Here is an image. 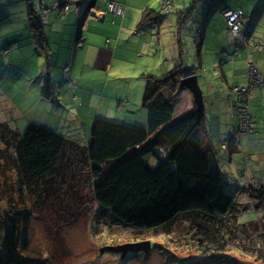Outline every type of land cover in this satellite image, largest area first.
Here are the masks:
<instances>
[{
    "label": "rangeland",
    "instance_id": "rangeland-1",
    "mask_svg": "<svg viewBox=\"0 0 264 264\" xmlns=\"http://www.w3.org/2000/svg\"><path fill=\"white\" fill-rule=\"evenodd\" d=\"M61 1L62 0H48V3L45 4V0H27L28 11L27 9L24 12L21 11L24 17L23 21L27 19L26 21L28 22L29 17H34L35 20V17L39 14L43 16L57 14L52 7L55 2L56 5L60 6ZM90 1L91 0L87 3L89 4ZM149 1L153 3L151 7H148L149 10L160 13L162 17L166 16L170 10L173 11L169 18L164 17L162 21L163 24L159 27L158 31V37L164 40L162 44L165 49L163 50V47H158V51L157 47L150 45L148 53L146 51H144L145 53L139 52L136 56L131 53V55H133L131 56L129 52L125 51L124 46H127L126 40L124 42L116 40L115 42H111L108 46L104 44L105 39H102L103 44H97L99 49L96 52L100 53L97 57L98 66H96V79L101 80V84L105 89L103 91L105 98H114L116 89L121 96L125 97L130 94L129 97L131 98L136 95L137 87L139 86L142 90L140 91L139 89V95L135 96V101L138 100L140 106L144 94L143 89L145 88L147 79L144 75L150 73L158 76L157 71L160 75L163 73L165 74L167 73V68L169 70L168 72H170L174 66H171V61L166 58V56L171 53L170 46L174 45L172 42L173 35H175V37L179 36L180 44H183L180 50L184 53L179 55V57L183 58V63H185L187 67L191 66L190 58L193 54V48L194 51L197 50L196 45L200 43L201 36H199L200 33L197 34L198 30L192 27L190 21L189 24L186 21L188 12L183 14L180 23L182 21L187 23L188 26L186 28L190 30L189 34L188 31L182 32L184 28L181 32L179 31V26L177 25L178 20L175 16H172L173 14L175 15L176 10L172 9L175 0H163L164 6L162 10L160 7L161 0ZM63 2H65L64 5L68 4L70 7L69 11H72L70 15L74 17L73 20L68 16V18L66 17L67 19L65 18V25L70 24L72 21L66 29L67 35L71 27V32L69 33L70 38L72 29L75 27L73 21H77L76 12L83 14L88 4H83L80 6L79 10L76 9L74 11L76 5L72 3L77 2L79 4L80 0H63ZM112 2L113 1L109 2V5ZM229 2L232 1L229 0ZM97 3L98 6L103 4L101 0H98ZM18 5L19 7L24 6L21 3H18ZM63 6L57 8L59 14L62 13L60 16L61 18L63 14L68 13L64 12L65 9L62 10ZM174 6L176 7V4ZM4 7V4L0 3V9ZM160 11L165 15H161ZM224 11L226 10L217 11L216 14L218 17L223 18L222 13ZM236 11H241L242 14L239 15L240 19L234 23L241 22V24L237 25L236 32L232 31L234 26L230 25L228 28L232 34L228 35H241V41L243 43V38L246 39L248 37L251 18L246 17L242 10ZM109 12L112 13L110 9ZM192 15L190 16L191 19ZM56 16L58 17V14ZM114 16L119 17L117 15ZM38 17L39 16H37V18ZM61 18L59 20H61ZM196 18L197 16L195 15V19ZM40 19L42 18L40 17ZM51 19L50 17L49 20L51 21ZM38 20L37 23L39 26L40 22ZM16 23H18V21L15 20V16L10 18L0 14V92L11 102L15 111H19L20 114V116L17 117L18 115L15 116L7 111L0 98V126L2 127H0V131L5 134L3 131V124H5L6 127L13 125L16 134L18 137H21L27 126L32 124L49 130L68 141H77V131L67 112L70 111V109L58 103V101L60 102V100H58L59 88L53 82L56 79H61V72L54 70L53 79H49V73L44 72V70L49 71L52 62L50 63L47 61L45 56L46 52H44L43 49L39 47L31 51H27V49L25 53H21L19 49H15L23 38L27 39L33 36L30 28V24L32 25V23L28 24V30L25 31H19L20 24L16 25ZM107 24L111 25V22H107ZM96 25L98 26L100 24ZM225 26L227 27L228 25L226 24ZM191 30H194V35H192L193 31ZM76 31H79V28L76 27ZM49 35L51 37V33ZM104 35L107 36L108 33H103V38ZM152 35L155 34L153 33ZM203 36L204 35H202V40ZM51 39L54 40V35H52ZM117 42L119 43L117 44ZM53 43L54 42L50 45H53ZM203 44L202 53L205 54V41ZM209 48L210 47H207V49ZM127 50L130 51V48ZM210 50L212 56H205L202 58L204 64L203 68L200 66L191 68H193V72L196 74L199 71L202 72V74L196 75L199 83L198 85L202 94L209 99L214 96L217 90L220 92L221 81L219 79H222V75L220 74L221 70L224 75H229L230 71L227 72L228 68L227 64H225L226 60L230 59L232 60L231 62L237 60L235 64L229 63L231 64L230 68L234 67L235 69L233 71L234 74H230L228 78L239 79L241 84L239 82L238 84L242 86L238 87L247 88L249 90L244 94L241 93V95L235 93L234 87L229 90L234 99L233 110L238 122L237 133L244 135L250 132L253 126L249 107L251 90L260 89L257 88L254 83L248 81L247 73H250L252 76L254 72L263 75L256 67L255 57V54L261 52L263 47L260 44H254L249 50L242 51L241 56L236 57V59H232L226 51L223 52L220 46H212ZM47 54H49V52H47ZM220 56L223 57L219 59ZM161 58H164L169 65L163 63L162 60L159 62ZM157 62H159V64ZM195 62H197V60ZM248 62L253 65L255 69L246 66ZM261 63L263 65L264 60H262ZM181 64L180 60L176 68H182ZM244 65L245 71L242 70ZM159 68L160 70H158ZM89 73L90 71H86V74ZM245 79H247L246 82ZM243 81L245 82L244 85L242 84ZM175 84L174 82H170L165 88L170 95L179 100L181 106L184 105L183 108H180L179 104L175 109V115L177 116L190 108L186 106L187 104H191L192 106L193 97L192 94L185 89L182 91L183 93H180L181 95L174 94L173 88H175ZM179 84H176V86ZM229 84L231 86L232 81H230ZM238 99L241 101L239 106ZM243 100H245V102H242ZM113 101V103H117V97H115ZM247 103L249 114L247 109L243 108L247 107ZM105 106L106 102L98 105L96 97V112H103ZM3 111H6L8 116L3 115ZM209 115L210 117H207V119L206 116H204L205 124L206 120L207 122L211 120L214 122L216 120L211 111H209ZM2 116L4 121H1ZM204 132L206 139L208 132L206 130ZM6 136L9 138V142L5 147L0 141V170L4 171L5 176L4 180L0 181V185L1 188L5 190L3 194H5L6 198L12 200L11 206H14V208L11 210L10 206L4 203L6 200H3L1 201L3 203H1L0 209L4 212L7 211L11 213L14 211L27 212L25 218L20 219V229L22 232L20 240L22 242L24 241L23 244L26 253L32 256L35 261H44L46 264H185L182 260H187L189 258L192 260L186 261L187 264H210L208 260L200 259L203 251L209 250L207 249L208 246H199V250L195 249V251H193V243H195V240H197L200 235L195 234V232L190 229V223L185 221L183 217L172 226L151 231H138L123 225H115L112 219L106 213L102 212V209L93 199V180L90 177V164L86 156V146L83 141L70 142L71 145L68 147L67 153L65 151L63 154L64 159H62L59 164V169H57V171L46 176L43 181L37 184L26 185L19 181V175L12 166V141L15 138H13V135L10 133H7ZM216 143H219V141L216 140ZM223 145L225 149L228 148L224 141L221 147ZM2 151L4 153L3 157L1 156ZM224 182L226 181L224 180ZM236 192L234 191L233 194ZM236 200H238V204H241L242 194L238 193ZM243 207L244 206H239V209L243 210ZM262 212L261 208L258 209L254 206L247 205L238 215V223L244 224L258 221L262 217ZM138 244L144 248L140 251L127 252L124 258H121L120 253L105 252L102 255L100 254V250L104 247H122ZM146 246H148L147 253L143 251L147 248ZM233 256L239 262L242 261L245 264H254L253 260L247 257H242L239 254H233Z\"/></svg>",
    "mask_w": 264,
    "mask_h": 264
},
{
    "label": "trees",
    "instance_id": "trees-1",
    "mask_svg": "<svg viewBox=\"0 0 264 264\" xmlns=\"http://www.w3.org/2000/svg\"><path fill=\"white\" fill-rule=\"evenodd\" d=\"M150 14L147 12L141 21ZM28 22L32 23L34 44L45 51L49 42L44 27L38 26L34 17ZM181 62L182 68L147 77L141 102L147 115L145 124L126 126L103 119L94 122L86 149L93 199L115 225L138 231L167 228L183 217L200 235L193 251L208 246L200 259L210 264H245L233 254L264 264V188L251 186L237 191L226 187L205 142L204 115L196 113V108L175 115L179 100L167 95L165 86L179 84L184 74L191 76ZM3 131L7 134L6 129ZM12 145L11 161L19 181L33 185L59 169L71 143L30 124ZM0 173L3 181L4 171ZM4 192L0 185V206L6 200L12 210V200ZM238 193L248 197L245 205L238 204ZM250 201L251 206L263 210L262 217L240 224L238 215ZM239 206H244L243 210ZM25 215L27 212L0 209V264H46L27 254L20 240V219ZM189 260L182 261L187 264Z\"/></svg>",
    "mask_w": 264,
    "mask_h": 264
},
{
    "label": "crops",
    "instance_id": "crops-1",
    "mask_svg": "<svg viewBox=\"0 0 264 264\" xmlns=\"http://www.w3.org/2000/svg\"><path fill=\"white\" fill-rule=\"evenodd\" d=\"M45 1V4H47L48 0ZM88 1L89 0H80L74 11L76 9L79 10L81 5H86ZM101 1L103 4L98 6V0H91L89 4L87 3L88 6L83 14L76 12L77 21H73L75 27L72 29V35L70 38L69 33L71 32V27L67 35L66 29L72 21L67 25H65V23L68 17L72 20L74 19V17L70 15L72 11L63 14V19L61 18V20H59L60 17L58 18L56 16L59 14L58 12L57 14L44 16L39 14L37 15L39 16L38 18L37 16L35 17L36 20L39 19L38 21L42 24V27H44L47 42H49L48 45H45L46 50L44 52H46L45 56L47 61L50 63L52 62V64L49 71L44 70V72L49 73V79H53L54 70L61 72V79H56L55 81L52 80L59 88L58 100H60V102L58 101V103H61L66 108L70 109V111L67 112L78 134V137H76L77 141L69 142L74 143L83 141L86 149L88 148V141L93 124L97 119L134 126L145 124L147 116L146 111L141 107V104L139 106V101H135V96L139 95V86L137 87L136 95L131 98L129 97L130 94L125 97L121 96L116 89L115 97L118 99L117 103H113L115 97L112 99L104 97L103 91L105 89L101 84V80L96 79V66H98L97 57L100 53L96 52L99 49L97 44H103L102 39H105L104 44L108 46L113 41L121 40L124 42L126 40L125 42L127 46H124L125 51L129 52L130 55L132 53L134 56L139 52L145 53L144 51H146L148 53L150 45L157 48L163 47L164 50L165 48L162 44L164 40L158 37V31L159 27L163 24L162 21L164 20V17L169 18L173 12L170 10L166 16L162 17L160 16V13H155L154 11L149 10L148 7L153 5L149 0ZM111 1L120 5L124 10L123 18L115 17L109 12L108 6ZM231 1L232 2H229V0H175L172 9L176 10L175 15L173 14L172 16H175L178 20L177 25L179 26V31L181 32L184 28V31L182 32L188 31V34L190 32V30L186 28L188 25L185 21L180 23L183 14L188 12L186 21L188 24L190 21L192 27L198 30L197 34L200 33L199 36H201L200 43L197 45L195 43L197 50L194 51L193 48V54L190 58L191 66L187 67L184 63L186 69L191 71L189 72L191 73V76L202 74L200 71L196 74L193 72V68H197L198 66L203 68L204 64L202 58L205 56H212L210 50L212 49V46L222 47L223 52L226 51L232 59H236V57L241 56L242 51L249 50L254 44H260L263 47V50L255 54L256 67L261 73H263L264 77V63L263 65L261 63V61L264 60V0ZM0 3H3L5 6L3 9H0V14L10 18L15 16V20L18 21L16 25L20 24L19 31L28 30L29 23L26 21L27 19L23 21L24 17L21 13V11L24 12L26 9L28 11L27 0H0ZM18 3H21L24 6L19 7ZM175 4L176 7L174 6ZM163 5L164 2L161 0V10ZM224 9L232 11L242 10L246 17L251 18V25L248 31V37L246 38V44H244V39L242 43L241 35L230 36L226 33L224 19L218 17L216 14L217 11L220 12ZM147 12H151V14L148 19L142 22L141 20L147 16ZM161 15L165 14L161 12ZM191 15L192 19L190 18ZM195 15L197 16L196 19ZM40 17L42 19H40ZM50 17L52 18L51 21L49 20ZM107 22H111V25H108ZM96 24L100 25L97 26ZM76 27L79 28V31H76ZM191 31H193L192 35H194V30ZM50 33L51 37L54 35V40L51 39L49 35ZM103 33H108V35H104L103 38ZM153 33L155 35H152ZM202 35H204L203 40ZM179 39V36L175 37V35H173L172 42L174 45L170 46L171 53L166 56V58L171 61V66L174 65L171 71L178 66L177 64L180 63V60H183V58L179 57V55L184 53L180 50V47L183 44H180ZM77 40L79 42L78 45L76 44ZM204 41L205 54L202 53ZM52 42L57 44L53 43V45H50ZM118 43L119 42H117V44ZM38 46L39 45L34 44L32 37L27 39L23 38L15 49H19L21 53H25L27 49V51L38 49ZM207 47L210 48L207 49ZM128 48H130V51L127 50ZM47 52H49V54H47ZM221 57L223 56H220L219 59ZM161 60L163 63L167 62L164 58H161L159 62H161ZM196 60L197 62H195ZM231 61L232 60L227 59L225 62L228 68L227 72L230 71L228 76L234 74L233 71L235 68H230V65L233 63L235 64L237 60H234L233 62ZM159 62L157 63L159 64ZM230 62L231 64H229ZM167 64L168 63H166V65ZM65 70H67L66 74L63 73ZM158 70H160V68ZM242 70L245 71V65ZM86 71H90V73L86 74ZM166 71L168 73V68ZM157 74L158 76H161L164 73L160 75L157 71ZM220 74L222 75V79H219L221 81L220 92L217 90L214 93L215 97L213 96L209 99L202 94L204 116H206V119L207 117H210L209 111H211L214 118H216L214 122L212 120L207 122L206 120V124L204 123L205 130L208 132L205 142L214 156L212 157V161L215 162L216 167L218 165V170L226 181V187L237 191L238 189H244L251 186L254 188H264V88L251 90L249 107L253 126L251 127L250 132H247L244 135L238 134V122L233 110L234 99L230 94L229 89L232 86L242 85H240L241 83L239 82V79H229L228 76L224 75L222 70ZM148 76L155 75L150 73L144 75V77ZM184 76L189 77L186 76V74H184ZM246 80L247 79H245V82ZM230 81H232L231 86L229 84ZM238 82L240 84H238ZM243 82L242 84L244 85L245 82ZM177 86L175 84V88H173L174 94L183 93V90H181L179 85ZM141 90L142 89H140V91ZM165 91L167 95L172 96L166 88ZM96 97L98 105L106 102L105 110L103 112H96ZM0 98L7 111L15 116L18 115L17 117L20 116L19 111H15L11 102L6 99L1 92ZM186 106L190 108L184 111V113L182 112L180 115L185 114L194 108L195 105L193 99L192 106L191 104H187ZM179 107L183 108L184 105L181 106L180 104ZM3 115H7L6 111H3ZM1 121H4L3 116ZM3 125V129H6L7 131L6 133L12 134L13 138H18L13 125L9 127H6L5 124ZM6 135L7 134H3L2 131H0V141L3 143L4 147L9 142V138ZM226 139H229V145L227 150L224 151L221 145ZM216 140H218L219 143H216ZM67 149L66 153L68 151ZM1 156H4L3 151ZM247 198L246 195L242 194V203L244 205L246 204L245 201H248ZM248 204L251 205L252 202L250 201Z\"/></svg>",
    "mask_w": 264,
    "mask_h": 264
},
{
    "label": "built area",
    "instance_id": "built-area-1",
    "mask_svg": "<svg viewBox=\"0 0 264 264\" xmlns=\"http://www.w3.org/2000/svg\"><path fill=\"white\" fill-rule=\"evenodd\" d=\"M60 1V0H58ZM57 2V1H56ZM56 2L54 4V6L52 7L54 10H58L57 8L58 7H61L62 4H63V0L61 1L60 3V6L56 5ZM71 2V1H70ZM73 5H77L78 3L77 2H74L72 3ZM108 8L110 9V11L114 14V15H117L119 17H122L124 16V13H123V10L120 8V6L117 4V3H110V5L108 6ZM64 12H69L70 10V7L68 6V4H65L63 7H62V10H64ZM242 12L241 11H231V10H226L222 13V16L224 18V21L227 22L225 23V25L227 24L228 26L226 27L227 29V34H232L230 31H229V26L233 25L234 28H232V31L236 32L237 30V25H240L241 22H236L234 23L235 21L239 20L240 19V16ZM244 40H246L245 38H243ZM250 59V58H249ZM249 68L253 67V65H251L249 62H248V65H247ZM254 68V67H253ZM255 69V68H254ZM67 70L64 71V74H66ZM247 79L249 82L251 83H254V85L257 87V88H264V77L263 75H260L259 73H255L254 72V75L252 76L250 73L248 74L247 73ZM249 89L247 88H240V87H234V91L237 95H241L244 94L245 92H248ZM241 101L238 99V106H239V103ZM242 102H245V100H243ZM245 109H247L248 111V114H249V108H248V103H247V107H243ZM264 128V127H263ZM223 149H225V146L223 145L222 146Z\"/></svg>",
    "mask_w": 264,
    "mask_h": 264
},
{
    "label": "water",
    "instance_id": "water-1",
    "mask_svg": "<svg viewBox=\"0 0 264 264\" xmlns=\"http://www.w3.org/2000/svg\"><path fill=\"white\" fill-rule=\"evenodd\" d=\"M241 32V31H240ZM179 87L181 89H187L193 97L194 104L196 106V113H198L200 116H203L204 114V105H203V95L202 91L198 85L197 77L196 76H189L185 77L180 81ZM143 251L147 253L148 246ZM144 247H141L140 244L138 245H128V246H122V247H104L100 250V254H104L105 252L115 253L121 255V258H124L127 252H134V251H140Z\"/></svg>",
    "mask_w": 264,
    "mask_h": 264
},
{
    "label": "clouds",
    "instance_id": "clouds-1",
    "mask_svg": "<svg viewBox=\"0 0 264 264\" xmlns=\"http://www.w3.org/2000/svg\"><path fill=\"white\" fill-rule=\"evenodd\" d=\"M163 6H164V5H163ZM222 17H223V16H222ZM224 24H225V21H224ZM245 26H246V25H245ZM225 28H226V26H225ZM246 40H247V39H246ZM246 40H245V43H246ZM245 43H244V44H245ZM183 78H185V77H183ZM232 87H238V85H236V86H232ZM232 87H230V88H232ZM182 90H184V89H182ZM185 90H187V89H185ZM194 105H195V104H194ZM195 108H196V106H194L193 109H195ZM193 109H192V110H193ZM192 110H191V111H192ZM195 110H196V109H195ZM189 112H190V111H189ZM203 115H204V114H203ZM237 126H238V124H237ZM224 141H225V145H227V142L229 141V139H226V140H224ZM227 147H228V146H227ZM222 149H223V148H222ZM223 150L225 151V150H227V149H223Z\"/></svg>",
    "mask_w": 264,
    "mask_h": 264
}]
</instances>
